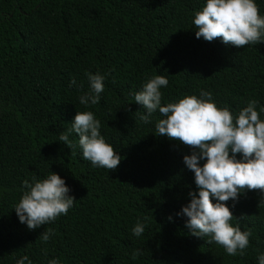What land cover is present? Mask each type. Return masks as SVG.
<instances>
[{
    "label": "trees",
    "instance_id": "16d2710c",
    "mask_svg": "<svg viewBox=\"0 0 264 264\" xmlns=\"http://www.w3.org/2000/svg\"><path fill=\"white\" fill-rule=\"evenodd\" d=\"M206 2L0 0V264L23 256L32 264H258L261 191L225 202L233 226L253 233L245 255H227L209 237L192 235L188 218L177 215L190 192L198 198L195 174L184 163L192 149L158 134V110L150 123L141 121L146 113L134 100L148 79L163 75L169 84L161 88L162 106L203 90L233 115L252 99L264 108V42L238 48L222 38L197 39L194 14ZM255 3L264 16V0ZM87 73L106 77L96 105L79 102L90 91ZM84 111L101 121V135L122 157L115 170L85 160L78 134L69 137L73 149L60 141ZM50 172L76 201L67 215L29 230L14 210L23 181ZM138 220L146 224L140 237L132 233ZM47 228L55 235L44 243ZM134 251L141 253L135 260Z\"/></svg>",
    "mask_w": 264,
    "mask_h": 264
},
{
    "label": "clouds",
    "instance_id": "9594fccd",
    "mask_svg": "<svg viewBox=\"0 0 264 264\" xmlns=\"http://www.w3.org/2000/svg\"><path fill=\"white\" fill-rule=\"evenodd\" d=\"M194 16L197 39L203 37L212 42L222 38L224 44L238 48L264 42V16L255 0H207ZM86 75L90 91L81 95L79 102L85 106L96 105L105 89L106 77L100 73ZM71 84H75V80ZM168 84L165 76L156 75L134 93V100L146 113L140 116L141 121L150 123L152 114L158 110L163 117L155 125L158 134L192 149L191 155L184 156V163L195 174L198 198L196 193L190 192V203L177 215L188 218L185 227L192 235L209 237L207 242L222 246L227 255L243 256L253 233L251 229L242 231L239 223L233 226L235 218L225 202L237 201L245 190H260L262 197L258 206L264 204V119H261L264 108L258 111V101L252 99L233 115L229 107L217 106L210 91L203 90L199 97L185 96L179 102L162 106L161 88ZM73 133L78 134L82 156L92 166L108 170L118 167L122 157L101 135V121L92 111L77 112L71 127L60 133V141L69 149L75 147L69 139ZM238 153L242 154V160H237ZM201 160H206L202 167ZM21 191L14 210L20 223L26 224L29 230L67 215L76 201L69 195L71 189L65 181L51 172L44 179L33 176L31 183L24 180ZM213 198L216 203L212 202ZM145 227L146 224L138 220L132 229L133 235L140 237ZM54 235L55 230L47 228L39 240L47 243ZM140 254L134 251L131 258L135 260ZM25 261L32 264L28 256H23L17 264H25ZM49 264L60 262L52 259ZM258 264H264V254L258 256Z\"/></svg>",
    "mask_w": 264,
    "mask_h": 264
}]
</instances>
